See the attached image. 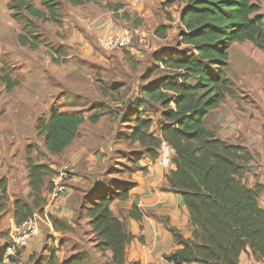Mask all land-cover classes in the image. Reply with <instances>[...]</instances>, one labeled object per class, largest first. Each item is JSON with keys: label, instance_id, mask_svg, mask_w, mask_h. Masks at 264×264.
I'll return each instance as SVG.
<instances>
[{"label": "trees", "instance_id": "1", "mask_svg": "<svg viewBox=\"0 0 264 264\" xmlns=\"http://www.w3.org/2000/svg\"><path fill=\"white\" fill-rule=\"evenodd\" d=\"M41 1L47 12L27 5L28 0H10L9 7L56 20L55 6L51 4L54 0ZM68 1L78 6L91 0ZM181 1L185 7L181 12L180 35L186 49L165 56L163 64L169 76L162 84L145 87L137 104L128 103L141 113H153L160 106L161 118L158 124L132 112L127 118L135 121V125L126 137L132 143L139 142L152 157L157 158L162 140L175 151L168 190L183 198L194 230L192 238L186 239L179 230L170 227L180 248L165 259L172 264H240L241 255L249 249L254 257L264 260V209L259 202L260 190L249 188L243 181L249 153L244 147L219 138L206 122L213 110L228 97L237 95L228 76L230 48L236 43L251 42L264 50V17L252 0ZM25 39L23 43L28 42ZM1 79L8 91L16 85L8 76ZM91 119L97 122L98 117ZM84 122L81 113L53 108L48 117L40 118L37 130L45 136L47 152L58 156L80 138ZM31 151L29 148L27 152L31 202L15 200L17 224L42 209L46 181L55 174L50 165L36 164ZM0 189V195L6 197L4 180L0 181ZM130 189L131 184L126 183L111 196L93 198L84 214L90 219L96 249L105 257L107 252L112 253L111 264H126V245L132 238L126 225L113 214L111 204L117 198L127 199ZM53 226L57 231H67L70 227L60 221H54ZM87 254L78 252L62 264H87ZM31 260L34 264H61L55 253L38 260L33 256Z\"/></svg>", "mask_w": 264, "mask_h": 264}, {"label": "crops", "instance_id": "2", "mask_svg": "<svg viewBox=\"0 0 264 264\" xmlns=\"http://www.w3.org/2000/svg\"><path fill=\"white\" fill-rule=\"evenodd\" d=\"M9 1L0 0V17H8L13 13L9 7ZM64 6L66 17L59 25V31L62 35L67 36L62 41V45L67 47L76 49L90 47V40H94V38L96 40V37L98 38L103 32L102 28L120 31L138 27L149 32L153 30L154 33H150L156 36L160 42L168 43L161 48V51H168L167 55L180 52V50L170 51L175 32L173 25L176 22L171 0H91L78 6L66 0ZM184 7L182 2L181 12ZM181 12L179 13V24H181ZM67 16L70 17L66 19ZM180 43L179 39V48L185 50L186 46ZM81 57L84 59V56L81 55ZM62 59L71 60L65 64L75 63L72 54L62 57ZM254 59L247 60L248 66L251 63L257 64L253 70L248 71L245 68L247 64H244L239 67L238 77L233 79L238 89V95L228 97L220 107L207 116L206 122L209 129L215 132L219 138L247 150L249 159L246 162L243 181L249 188L258 187L260 190L259 202L264 209V69L260 67L261 63H257ZM261 62L264 68V60ZM257 68L258 70H256ZM69 73L70 71H67L61 77H65ZM67 96L76 98L81 94L72 92ZM84 98L86 97L83 99L81 97L79 100L82 101ZM92 105L93 109L90 111L101 109L98 104ZM118 105L121 106V104ZM75 111L61 109V112L66 113H84L85 122L80 127V138L57 156L58 159L62 157L68 161L65 163L73 166L74 180L70 184L67 198L60 200L54 209L53 224L54 221H60L67 226L74 225L80 212L82 217L80 214L78 215V223L83 218L90 228V219L84 217L86 209L91 206L88 199L105 194L111 196L119 192V189L125 185L121 184L120 177L111 172L113 168L108 170L106 168L118 152V141L122 146L129 142L132 144L130 148L133 152L142 151L143 153L145 151V154L129 156L130 161L137 163L138 169L136 168L127 180L131 184L128 198L125 200L117 198L111 204L113 214L126 225L132 236L126 245L125 263L165 264V257L180 248L170 232V227L179 230L186 239L192 238L194 230L190 211L183 198L168 190L169 174L156 163V158L144 150L139 142L132 143L126 137L128 130L125 132L121 129L119 136L112 134L114 131L112 127L117 126L120 123L119 120L101 114L97 122H92L91 115L86 116L83 111ZM125 124H129L130 129L135 125V121H126ZM25 159L16 154L14 137H10L8 133L0 132V181L4 180L7 190L6 197L0 195V249L2 245L8 243L9 230L16 223L14 208L17 199L16 190L22 189L27 197L31 191ZM150 160L153 162L147 165ZM56 165L58 164L53 165L54 168ZM49 188L50 184L47 183L44 196L47 195ZM66 232L57 231L55 227L52 231L44 228L41 238L27 250L24 264L29 263L34 255L43 250L47 234L62 236ZM64 249L62 247V251H55L62 262L69 259L68 257L74 253L70 252L69 256H66L67 251ZM106 257L111 259L112 253L107 252ZM0 264H3L1 258ZM240 264H264V260L254 257L248 249L241 255Z\"/></svg>", "mask_w": 264, "mask_h": 264}, {"label": "rangeland", "instance_id": "3", "mask_svg": "<svg viewBox=\"0 0 264 264\" xmlns=\"http://www.w3.org/2000/svg\"><path fill=\"white\" fill-rule=\"evenodd\" d=\"M65 1L54 0L51 2L55 6L56 20L36 17L30 14L27 9L13 11L8 17H0V132L8 133L10 137H14L16 154L26 158V166L29 148H32L31 157L36 164L50 165L55 174L48 177L46 184H51L52 179L57 176V170L59 171V168L65 165L72 167L71 176H73V166L65 163L68 161L62 157L58 159L57 156L47 152L44 142L45 136L37 130L41 117H48L53 108L60 111L61 109L71 112L83 111L86 116L91 115L98 118L103 114L120 121L117 126L112 127L114 130L112 134L119 136L121 129L125 132L128 130L127 134H130L129 124L125 123L127 118L131 116V112L137 117L151 118L154 123L157 122L158 124L162 108L159 106V109L153 113H141L140 110L129 107V102L136 101L135 104H137V100L143 95L142 92L145 87L158 86L169 76L163 64V59L168 51H161V48L168 43L160 42L156 36L150 33H154L153 30L150 32L147 30L149 33L147 42L133 43L130 48L112 51L105 50L98 43L99 36L102 37L111 33L108 32L111 30L106 28H103V32L98 38L96 37V40L95 38L90 40V47L76 49L62 45L63 39L67 38L59 31V25L66 17ZM252 1L259 6V14L264 17V0ZM26 4H30L32 8L43 12L48 11L47 6L41 0H28ZM171 4L174 7L176 22L173 25L175 32L170 51L180 50L182 52L183 50L179 48L181 27L178 21L182 2L181 0H171ZM69 17L67 16L66 19ZM24 37L28 39L27 43L22 42L23 40L26 41ZM71 54L75 58V63L65 64L71 60L66 61L62 57ZM81 55L84 56V59ZM252 58H255L257 63L260 62V67L264 69L261 62L264 60V50L257 48L253 43H236L230 48L228 76L232 81L238 77L240 66L247 64L245 68L248 71L257 66L256 63H251L248 66L247 60H252ZM261 68L259 69L262 70ZM67 71L70 73L61 77ZM3 76H8L12 82H16L10 91L7 90L1 79ZM233 84L238 95L236 84L234 82ZM72 92L80 93L81 96L76 98L67 96L68 93ZM81 97L82 99L83 97L86 98L80 101L79 98ZM92 104H98L101 109L90 111L93 109L91 108ZM155 126L152 129L155 130ZM84 131L86 130L84 129ZM131 145V143L126 142L122 146L118 141V152L106 168V170L113 168L111 172L122 179L121 184L128 183L127 180L131 174L136 168L138 169L137 163L130 161L129 156L135 157L139 154H145V151L143 153L142 151L133 152L130 148ZM55 164L58 165L54 168L53 165ZM15 196L17 199L29 200L22 189H17ZM93 200L88 199L90 203ZM29 201L31 202V200ZM79 214L81 213L79 212ZM78 215L75 222H77ZM68 228L69 230L62 236H49L47 234L43 250L34 255L37 256V260L41 257L49 258L51 254L56 253L57 250L62 251V247H64V250L67 251L66 256H69L70 252H74L71 256L78 252H88L85 259L87 264H111L110 259L96 249L95 236L92 234L88 223H85V219ZM4 246H1L0 258H2L1 253ZM30 263L34 264L32 260L26 264Z\"/></svg>", "mask_w": 264, "mask_h": 264}, {"label": "built area", "instance_id": "4", "mask_svg": "<svg viewBox=\"0 0 264 264\" xmlns=\"http://www.w3.org/2000/svg\"><path fill=\"white\" fill-rule=\"evenodd\" d=\"M180 27L183 26L180 24ZM100 28V27H99ZM103 29V28H102ZM111 32L105 36H99L98 43L105 50L130 48L133 43H144L149 38L147 31L139 28H128ZM175 151L165 140H162L158 149L156 163L163 167L168 174L174 169L173 158ZM150 160L147 165L151 164ZM72 167L65 165L56 172L55 179H52L49 192L45 198L44 206L21 224H13L9 230V241L2 251L3 264H24L27 250L43 235L44 228L53 230L54 209L59 201L69 195L70 184L74 180L71 176ZM165 264H172L166 260Z\"/></svg>", "mask_w": 264, "mask_h": 264}, {"label": "clouds", "instance_id": "5", "mask_svg": "<svg viewBox=\"0 0 264 264\" xmlns=\"http://www.w3.org/2000/svg\"><path fill=\"white\" fill-rule=\"evenodd\" d=\"M158 157V156H157ZM157 159V158H156ZM39 211V210H38ZM15 224H17V223H15ZM54 227V226H53Z\"/></svg>", "mask_w": 264, "mask_h": 264}]
</instances>
